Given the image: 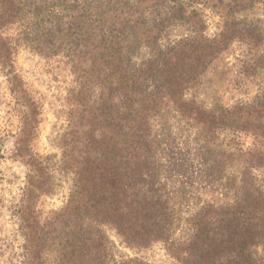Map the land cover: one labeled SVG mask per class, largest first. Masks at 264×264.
Instances as JSON below:
<instances>
[{
  "label": "trees",
  "instance_id": "16d2710c",
  "mask_svg": "<svg viewBox=\"0 0 264 264\" xmlns=\"http://www.w3.org/2000/svg\"><path fill=\"white\" fill-rule=\"evenodd\" d=\"M260 3L264 0H0V71L21 114L18 130L0 129V160H18L26 168L13 209L24 237L20 264H142L111 262L108 230L129 248L162 244L176 264H264V144L243 154L235 146L203 153L221 170L235 167L226 175L232 199L190 213L176 237L177 216L160 187L154 148L145 143L149 107L167 106L232 42L251 49L261 42L259 29L241 17ZM200 9L219 17L221 32L209 37L201 31ZM174 27L186 35L171 38ZM21 49L65 60L76 82L60 139L72 187L65 204L47 213L38 201L51 191L52 179L31 147L42 104L16 70ZM150 83L161 97L150 94ZM177 104L181 115L199 122L201 115L192 117ZM212 116L198 127L205 141H214L213 127L237 132L229 118L224 123L228 113Z\"/></svg>",
  "mask_w": 264,
  "mask_h": 264
},
{
  "label": "rangeland",
  "instance_id": "374dc122",
  "mask_svg": "<svg viewBox=\"0 0 264 264\" xmlns=\"http://www.w3.org/2000/svg\"><path fill=\"white\" fill-rule=\"evenodd\" d=\"M200 12L199 26L204 34L213 37L221 32L220 19L211 9ZM241 17L261 32V42L255 49L240 40L232 42L197 80L173 96L167 106L157 103L156 108L149 107L145 112V143L154 148L152 160L157 165L160 187L177 216L176 237L182 233L184 220L190 213L207 203L222 204L232 199L226 175L235 173V167L221 170L203 153L211 147L228 150L235 146L243 154L248 147L259 148L264 144L261 137L264 133V4H256ZM185 33L184 28L174 27L171 38L179 39ZM144 57L142 53L139 58ZM15 67L31 97L42 104L31 147L44 158L52 179L51 191L38 201L39 208L47 213L65 204L72 187V175L63 166L60 139L71 115L69 91L75 89L76 82L65 60L45 59L26 49L19 51ZM149 87L150 94L161 97L162 92L152 88L151 83ZM176 100L179 107L184 105L186 114L201 115L198 124L178 112ZM223 113L229 114L224 123L229 118L237 132L213 127L222 132H214L213 142L205 141L198 127H206L214 117L212 114L219 117ZM20 117L9 84L0 71V129L5 133L18 130ZM25 175L22 162L0 160V264L21 262L24 237L13 209L20 199ZM107 243L111 262L132 259L142 264H176L162 244L139 250L129 248L113 230L107 231Z\"/></svg>",
  "mask_w": 264,
  "mask_h": 264
}]
</instances>
